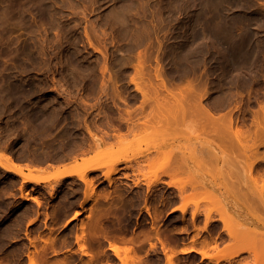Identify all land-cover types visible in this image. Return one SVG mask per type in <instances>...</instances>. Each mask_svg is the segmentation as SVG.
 I'll list each match as a JSON object with an SVG mask.
<instances>
[{
	"label": "rangeland",
	"instance_id": "obj_1",
	"mask_svg": "<svg viewBox=\"0 0 264 264\" xmlns=\"http://www.w3.org/2000/svg\"><path fill=\"white\" fill-rule=\"evenodd\" d=\"M263 127L264 0H0V264H252Z\"/></svg>",
	"mask_w": 264,
	"mask_h": 264
},
{
	"label": "bare ground",
	"instance_id": "obj_2",
	"mask_svg": "<svg viewBox=\"0 0 264 264\" xmlns=\"http://www.w3.org/2000/svg\"><path fill=\"white\" fill-rule=\"evenodd\" d=\"M216 1V0H215ZM219 1V0H218ZM233 2V1H232ZM216 3V2H215ZM221 2H219V4H220ZM236 3H238V2H236ZM217 4V3H216ZM216 4H215V6H216ZM240 5V4H239ZM48 6V5H47ZM221 6V5H220ZM224 6V5H223ZM217 7V6H216ZM222 7V6H221ZM220 8V7H219ZM224 8V7H223ZM222 8V9H223ZM46 9H48V8H46ZM217 9V8H216ZM215 9V10H216ZM214 10V11H215ZM219 10V9H218ZM229 10V9H228ZM227 10V11H228ZM45 11V10H44ZM223 11V10H222ZM221 11V12H222ZM46 12V11H45ZM221 12H219L220 14H222ZM226 12V11H225ZM218 13V14H219ZM45 14V13H44ZM223 14H225L224 12H223ZM222 14V15H223ZM204 15V14H203ZM218 16H220V15H218ZM202 17H204V16H202ZM213 17V16H212ZM216 18H218V17H216ZM222 18V17H221ZM239 18H240V16H239ZM241 18L244 20L243 22H245L246 20H249L248 22H252V20L250 21V19H248V17L245 15V14H243V15H241ZM241 18H240V20H241ZM198 19V18H197ZM207 19V18H206ZM209 19H211L210 17H209ZM208 19V20H209ZM215 19V18H214ZM224 19V18H223ZM255 19V18H254ZM257 19V18H256ZM199 20V19H198ZM218 21L220 20V19H217ZM225 20V19H224ZM206 21V20H205ZM212 21V20H211ZM255 21V20H254ZM257 21H259V19L257 20ZM210 22V21H209ZM215 22H217V21H215ZM214 22V23H215ZM205 23V22H204ZM212 23V22H211ZM219 23H220V21H219ZM219 23H218V25H219ZM224 23V22H223ZM256 23V22H255ZM254 23V24H255ZM258 23V22H257ZM201 24V23H200ZM216 24V23H215ZM247 24V23H246ZM245 24V25H246ZM210 25V24H209ZM221 25V24H220ZM224 25V24H223ZM204 26V25H203ZM211 26H212V24H211ZM213 27V26H212ZM212 27H211V29H212ZM216 27V26H215ZM227 27V26H226ZM232 27V26H231ZM255 27V26H254ZM225 27H223V29H224ZM228 28V27H227ZM222 29V30H223ZM226 29V28H225ZM257 29V28H256ZM214 30V29H213ZM217 30H218V28H217ZM253 30V29H252ZM228 31H230V30H228ZM234 31V30H233ZM245 31V30H244ZM235 32V31H234ZM248 32V31H247ZM257 32V31H256ZM259 32V31H258ZM214 33H215V30H214ZM223 33H225V31L223 32ZM230 33H231V31H230ZM236 33V32H235ZM242 33H244V32H242ZM246 33V32H245ZM220 34H221V31H220V33H219V36H220ZM226 34V33H225ZM224 34V35H225ZM227 34H229V33H227ZM252 34V33H251ZM257 34V33H256ZM231 35H233V34H231ZM214 36V35H213ZM238 36V35H237ZM243 36V35H242ZM250 36V35H249ZM257 36V35H256ZM255 36V37H256ZM217 37V36H216ZM224 37V39H225V36H223ZM234 37V36H233ZM232 37V38H233ZM218 38H220V37H218ZM234 38H236V37H234ZM244 38V37H243ZM251 38V37H250ZM223 39V40H224ZM259 39V38H258ZM221 40V39H220ZM245 40V39H244ZM243 40V41H244ZM249 40V39H248ZM215 41V40H214ZM226 41V40H225ZM231 41V40H230ZM238 41H241V40H238ZM247 41V40H246ZM245 41V42H246ZM250 41V40H249ZM221 43H222V41H220ZM259 42V41H258ZM228 43V42H227ZM226 43V44H227ZM233 44H235V43H233ZM237 44H238V42H237ZM216 45V44H215ZM228 45V44H227ZM232 45V44H231ZM250 46V45H249ZM255 46V45H254ZM218 47V46H217ZM227 47V46H226ZM225 47V48H226ZM253 47V46H252ZM220 48H221V46H220ZM223 48V47H222ZM224 48V49H225ZM255 48V47H254ZM254 48H253V50H254ZM223 49V51H226V50H224ZM227 49V48H226ZM248 49V48H247ZM247 49H246V46H237V47H235V46H230L227 50H229V54L228 55H230L231 54V56L230 57H232V58H242L243 57V59H242V61L245 59L244 57L246 56V55H248L250 52H248L247 51ZM252 49V48H251ZM256 49V48H255ZM252 50V51H253ZM222 51V50H221ZM257 51V50H256ZM220 53V52H219ZM223 53V52H222ZM253 52H251V54H252ZM255 53V52H254ZM257 53V52H256ZM226 56V55H225ZM249 56V55H248ZM251 56V55H250ZM247 57V56H246ZM221 58V57H220ZM252 58V57H251ZM216 59V58H215ZM230 59V58H229ZM234 59H231V60H234ZM205 60V59H204ZM224 60V59H223ZM246 60H247V58H246ZM246 60H244V61H246ZM201 62V61H200ZM207 62V61H206ZM223 62H225V61H223ZM236 62H238V61H236ZM235 62V63H236ZM202 63V62H201ZM209 63V62H208ZM222 63V62H221ZM230 63V62H229ZM242 63V62H241ZM246 63V62H245ZM232 64V63H231ZM247 64V63H246ZM196 65V64H195ZM203 65H204V63H203ZM206 65V64H205ZM209 65V64H208ZM202 66V65H201ZM223 66H224V64H223ZM231 66V65H230ZM241 66V65H240ZM200 67V66H199ZM199 67H197V68H199ZM206 67V66H205ZM234 67V66H233ZM245 68L247 67V66H244ZM201 68V67H200ZM223 68V67H222ZM221 68V69H222ZM235 68V67H234ZM248 68V67H247ZM234 71H236L235 69H233ZM211 71V70H210ZM213 72V71H212ZM232 72V71H231ZM241 72V71H240ZM244 73H245V70L243 71ZM227 73V72H226ZM225 73V74H226ZM229 74V73H228ZM208 76V75H207ZM223 78V77H222ZM225 78V77H224ZM223 78V79H224ZM221 80V79H220ZM227 80V79H226ZM224 82V81H223ZM222 82V83H223ZM222 83H220V84H222ZM226 83V82H225ZM224 83V84H225ZM227 84H229V82L227 81ZM219 85V84H218ZM226 85V84H225ZM224 85V86H225ZM223 86V87H224ZM227 87V86H226ZM223 90H224V88H222ZM263 130H264V127L262 128ZM262 130V134L264 135V131ZM195 145V144H194ZM197 145V144H196ZM194 148H195V146H194ZM202 149H204V148H202ZM0 165L3 167V168H5V169H9V170H15L16 172H17V174H19V175H21V176H23V177H25V175H23V172L20 170V168L18 169V167L16 166V165H13V164H11L12 166L10 167L8 164H4L3 162L1 163L0 162ZM70 176H72L71 174H69L67 177H70ZM27 177V176H26ZM25 177V178H26ZM27 178H31V177H27ZM30 180H32V181H39V179H34V178H31ZM252 180H254V178L252 179ZM256 181V179L254 180V183H256L257 185H256V187L258 186V184H259V181H258V183H257V181ZM262 186H261V188L263 187V185H264V179L262 180ZM254 186H255V184H254ZM91 188H92V186H90ZM88 188H89V186H88ZM91 188H89V189H87L88 190V192L86 193V198H85V201H87L89 198H90V195L92 194V191H93V188L91 189ZM258 188V187H257ZM256 189V191L258 190V193L261 195V193L260 192H263L264 191V189L262 188V189ZM261 190V191H260ZM252 194H254V193H252ZM263 194H264V192H263ZM256 196H254V198H255ZM259 197V196H258ZM260 197H264V196H260ZM259 197V198H260ZM261 198V199H262ZM256 199H258V198H256ZM233 234V235H232ZM241 234H242V236H241ZM238 235V236H237ZM240 235V236H239ZM231 237H232V240H231V244H233L232 245V248L233 249H236V247H237V249L238 248H240L241 247V245L245 242V238H244V236H243V233H231V235H230V239H231ZM241 239H240V238ZM243 237V238H242ZM244 241V242H243ZM243 242V243H242ZM264 243V242H263ZM262 242H257L256 240L255 241H253V242H249V245L247 246V248H246V252H248V254L249 255H251V256H249V258L250 257H252V258H254L253 259V261L256 263V264H264V244H263ZM237 244H240L239 246H237ZM263 244V245H262ZM111 245V244H110ZM112 245H113V243H112ZM236 245V246H235ZM115 246V245H114ZM114 246H112V250H113V248H114ZM111 248V247H110ZM118 250H119V248H114V252H118ZM170 252V251H169ZM169 252H167V264H175V261H174V259H175V256H176V253H174V252H172L171 254L169 253ZM201 255L205 258V257H208L207 256V254L206 253H204V252H201ZM239 255V252H236L234 255H231V256H220V254L219 253H217L216 255H214V256H209L208 258L210 259V260H214L213 262H215V263H220V261H231V260H233V258H235L236 256H238ZM251 259V258H250ZM254 262H252V264L254 263ZM250 263V262H249ZM249 263H247V264H249ZM254 263V264H255Z\"/></svg>",
	"mask_w": 264,
	"mask_h": 264
}]
</instances>
